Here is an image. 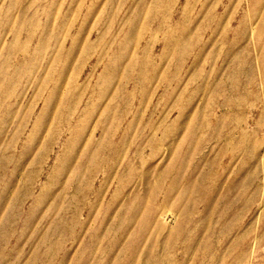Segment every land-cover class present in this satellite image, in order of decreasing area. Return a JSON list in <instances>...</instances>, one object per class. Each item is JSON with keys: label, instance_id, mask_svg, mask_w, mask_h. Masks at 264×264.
<instances>
[{"label": "rangeland", "instance_id": "374dc122", "mask_svg": "<svg viewBox=\"0 0 264 264\" xmlns=\"http://www.w3.org/2000/svg\"><path fill=\"white\" fill-rule=\"evenodd\" d=\"M250 5L0 0V264H264Z\"/></svg>", "mask_w": 264, "mask_h": 264}, {"label": "bare ground", "instance_id": "6f19581e", "mask_svg": "<svg viewBox=\"0 0 264 264\" xmlns=\"http://www.w3.org/2000/svg\"><path fill=\"white\" fill-rule=\"evenodd\" d=\"M248 13L251 21L249 31L252 40L259 45L258 48L264 47V0H259V2L257 0H252V8L250 5ZM257 20L258 26L255 24ZM256 47L257 45H255V50L257 51Z\"/></svg>", "mask_w": 264, "mask_h": 264}]
</instances>
